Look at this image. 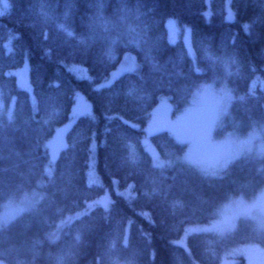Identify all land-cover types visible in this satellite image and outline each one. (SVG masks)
Here are the masks:
<instances>
[{
	"label": "trees",
	"instance_id": "trees-1",
	"mask_svg": "<svg viewBox=\"0 0 264 264\" xmlns=\"http://www.w3.org/2000/svg\"><path fill=\"white\" fill-rule=\"evenodd\" d=\"M226 6L210 0L207 17L208 0H0V207L44 191L34 209L0 227V264H222L242 242L205 230L176 240L232 197L256 194L264 158L241 155L210 177L174 159L185 145L168 127L150 135L162 162L143 141L164 97L176 111L198 83L217 77L232 87L243 131L264 123V89L254 85L264 79V0H232V20ZM169 17L191 27L193 53L183 39L169 40ZM127 52L137 66L96 87ZM26 60L33 93L8 73ZM77 91L92 110L65 131L49 175V140L69 121ZM92 157L100 183L88 181ZM129 186V195L115 190ZM106 191L107 208H84ZM227 264L247 263L236 256Z\"/></svg>",
	"mask_w": 264,
	"mask_h": 264
},
{
	"label": "rangeland",
	"instance_id": "rangeland-1",
	"mask_svg": "<svg viewBox=\"0 0 264 264\" xmlns=\"http://www.w3.org/2000/svg\"><path fill=\"white\" fill-rule=\"evenodd\" d=\"M231 1L227 0L226 6V19L229 20L235 18ZM205 13L207 17L210 16V0ZM166 26L169 40L175 42L180 38L183 39L189 52L193 53L191 27L188 24L180 27L174 17L166 19ZM6 46H10V40L6 42ZM66 66L77 77H90L85 65L68 63ZM136 66L137 61L132 53H125L119 65L96 87L108 85L121 73L130 71ZM29 70V62L26 60L21 66L9 70L8 73L15 75L20 88L33 93ZM218 78L198 83L187 103L176 111H173L171 104L164 97L155 111L151 124L145 128L143 140L156 163L162 162V158L150 135L165 127L169 128V133L178 142L185 145L184 152L174 159L192 164L210 177L222 176L229 163L241 155L254 159L264 158V123H258L243 131L240 120L232 110L235 97L232 87L225 79ZM257 83L264 89L263 78H256L254 85ZM75 100L69 121L58 128L49 140L51 166L48 174L65 144V131L81 114L90 113L92 110L91 102L83 92L77 91ZM88 181L100 183L95 157L91 159ZM115 190L129 195L131 186L126 189L115 187ZM43 196V188L38 186L7 199L0 207V227L19 214L34 209ZM111 201V193L106 191L101 196L87 201L84 208L88 210L96 205L108 207ZM81 213L82 211H78L74 215ZM203 230L213 232L221 240L227 236H232V240H242L230 247L227 258L222 264H227L236 256L245 257L247 264H264V186L254 195L232 197L216 209L212 220L188 227L176 242L185 241L187 235L193 231ZM251 235L258 237L257 240L248 239Z\"/></svg>",
	"mask_w": 264,
	"mask_h": 264
},
{
	"label": "snow or ice",
	"instance_id": "snow-or-ice-1",
	"mask_svg": "<svg viewBox=\"0 0 264 264\" xmlns=\"http://www.w3.org/2000/svg\"><path fill=\"white\" fill-rule=\"evenodd\" d=\"M7 5H5V7H6ZM0 14H2V13H0ZM245 28L247 29L248 28V25H245ZM69 35H71V33H69ZM11 118V117H10ZM51 173H49V175H50ZM105 207H107L106 205H105Z\"/></svg>",
	"mask_w": 264,
	"mask_h": 264
}]
</instances>
